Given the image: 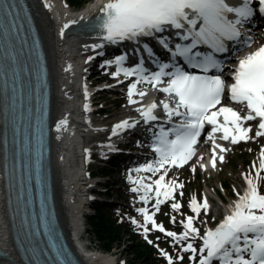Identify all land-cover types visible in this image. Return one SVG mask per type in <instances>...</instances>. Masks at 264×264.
I'll return each instance as SVG.
<instances>
[{
	"label": "snow or ice",
	"instance_id": "6c2138e0",
	"mask_svg": "<svg viewBox=\"0 0 264 264\" xmlns=\"http://www.w3.org/2000/svg\"><path fill=\"white\" fill-rule=\"evenodd\" d=\"M252 2L253 0H241L239 6H232L227 0H108L101 8L103 15L99 27L105 33L103 40L112 44L120 41L140 43L141 38H152L161 49L170 54V62L162 63L155 58L151 47L147 44L142 46L143 51L159 69L155 72H149L143 66V58L135 67L130 68L123 66L127 59L126 56H119L114 61L108 62V64L117 65V71L113 73L115 77H119L121 73L126 78L133 75L137 77L128 88L130 103L139 102L132 99L134 95L139 96L141 100L147 95L144 91H137V84L141 82L151 84L154 89L167 95L168 99L160 101L159 105L153 102L137 109L146 123L161 119L155 114V110L160 105H162L165 116L164 123L172 124L174 117L180 118L179 122L172 124L170 129L166 130L161 126L158 132H153L152 148L157 153L158 160L155 164L149 163L143 169H136V171L145 170L155 174L164 169L165 165L182 167L195 155V145L205 124L212 126L213 134L222 132V139L232 144L247 142L253 138L249 135L252 127L245 126L248 122H256L258 130L255 135L264 136V46L239 59L235 69L230 73L231 82H227L218 74L207 75L212 70L217 73L223 71V63L216 58V54L227 52L226 42L236 41L241 36L244 22L254 13L251 7ZM259 5L260 11L264 12V0H259ZM18 8L17 0L11 4L7 2L0 4V34H2L0 79H4L8 73H11L13 93L11 107L17 133L23 120V115L18 116L16 112L18 99L16 85L22 69L18 67V53L11 41L17 36L20 18ZM172 37L180 42L174 43ZM200 45L207 46L210 51L205 53L199 50ZM246 46L250 47L251 43ZM94 47H103V45ZM181 59L183 64L179 63ZM184 65L204 74L197 75L189 72L185 70ZM4 87L7 90V79H4ZM226 90L229 102L239 105V111L234 107L222 105ZM217 105L221 106L217 108ZM85 110H90L87 105ZM8 118L9 111L6 109L5 120L7 121ZM66 124V118L59 122L60 126ZM60 126L56 129L58 132ZM134 126L135 124H130L127 120L122 121L114 126L113 134H118V130ZM36 134L39 141L43 135V129L39 123ZM213 134H209L208 139L213 140L211 163L215 168V149L219 148L221 152L227 149L215 144ZM170 136L174 139H169ZM39 150L38 142L36 145L37 181H39ZM20 152L26 157H31L32 152L27 138ZM18 155L13 157L11 165L13 170L16 168L15 159ZM219 160L223 162L224 157L220 156ZM25 167H30V164H26ZM253 168H256L255 164ZM5 169L6 171L9 169L7 157ZM262 171H264V150L261 152V162L255 175L251 173L245 175L246 190L243 194L236 193L237 201L230 209V214L225 216L215 229H208L203 235L200 234L199 229L194 227L193 216H188L186 222L181 221L185 231L180 235L166 231L162 225L157 224L153 218L154 214H149L146 208L138 209L144 217V224L140 225L136 220L132 222L142 227L145 234L149 232L147 225L151 224L167 237L173 238L176 243L187 241L190 237L199 238L202 240L201 248L193 247L192 243L183 247L184 252L192 253L190 260L193 262L199 255L198 264H264V193L259 190V182L264 180V176L261 175ZM166 175L167 169L159 180L154 182L156 185L154 207L157 212L165 200H174V191L177 187H183L175 180L165 185ZM133 183H140L141 188L147 189L141 197L144 203H147L151 186L138 181H133ZM161 189L164 191L161 192ZM132 191L136 192L137 188H133ZM171 207L178 211L181 204L174 202ZM190 207L191 211L199 216L201 207L207 209L209 204L206 198L202 205L193 198ZM39 219L43 223L45 234H49L51 229L47 221L43 198L40 200ZM175 220L176 218L172 217L173 223ZM148 243L152 241L149 240ZM50 246L55 252V261L58 264H66L60 259L62 253L57 246L51 241ZM161 254L166 257L168 264H173L171 255L163 249H161ZM177 259L182 260L183 257L178 256ZM37 264L40 262L38 261Z\"/></svg>",
	"mask_w": 264,
	"mask_h": 264
},
{
	"label": "bare ground",
	"instance_id": "6f19581e",
	"mask_svg": "<svg viewBox=\"0 0 264 264\" xmlns=\"http://www.w3.org/2000/svg\"><path fill=\"white\" fill-rule=\"evenodd\" d=\"M31 2L46 39L51 56L55 83L54 166L62 225L68 233L78 256L85 264H119L118 258L114 254L87 249L80 239L87 212V204L90 201L88 190L92 186L91 183H87L84 179L83 173V164L86 160L85 156L92 151L91 149L87 150V146L89 147V145L86 144L85 139L90 135L101 136L105 132L96 125H86L87 122L82 117L78 106L80 98L87 94V91L82 89V85L86 81L83 79L86 72L82 73L79 69L81 64L79 60L81 44L75 36L64 37L61 34L60 28L61 25L73 21V17L72 15H66L62 11L65 7L62 0H31ZM137 98L140 97L138 96ZM65 118L67 119V124L60 126L59 122ZM58 126H60L59 132L56 130ZM95 148L109 150L111 143L105 142ZM215 154H219L218 149H215ZM157 160L158 155L156 159H150L149 162L142 166H136L134 171L128 175L129 181L135 179V181L142 182L146 186H151V190L148 192V202L152 200L151 198L156 200V189L151 183V178L156 174H158L157 178H160L164 173H158V171L153 174L150 171H136V169H143L149 163L155 164ZM202 167L204 169L213 168L210 161L205 165L202 164ZM168 178V176L165 177V185L170 184L172 181V179ZM135 188H137L135 192L137 201L141 202L142 207H144L146 203H144L141 197L147 189L141 188L140 183ZM2 194L0 175V246L7 248L6 251L9 253L7 258L0 259V264H25L18 254L14 252V247L10 241L11 228L6 221V208L4 207ZM160 198L163 200V196ZM205 198L207 199L209 207L207 209L201 207V210H206L209 214L221 212V203L220 205L213 203L207 195H205ZM149 205L150 203L146 209L149 208ZM150 209L155 210V207ZM149 214L153 213L149 212ZM153 218L156 220V214H154Z\"/></svg>",
	"mask_w": 264,
	"mask_h": 264
},
{
	"label": "rangeland",
	"instance_id": "374dc122",
	"mask_svg": "<svg viewBox=\"0 0 264 264\" xmlns=\"http://www.w3.org/2000/svg\"><path fill=\"white\" fill-rule=\"evenodd\" d=\"M83 1L85 0H74V2L77 3H81ZM91 80L98 83L100 78L99 76H93ZM100 86H104V84L101 83ZM99 95H104L106 96L105 98L109 99L106 104H103V107L111 108V110L116 108L117 111L121 109V112H123L125 102L123 105H118L120 101L114 102V97L111 96L109 91H103ZM102 99H104V97L100 98L99 100ZM104 118H106V116H104ZM256 156L257 154L249 151V149L248 151H235L234 154L230 156L227 165L222 170V173L219 176L211 175L210 179L205 174L200 175L199 172L193 171L194 167H189L185 170L179 171L176 174H173V179L176 180V183L178 185H183L180 194L177 197L175 196L174 201L172 200L173 203L177 202V200L180 201L181 209L178 211L173 210L171 204L167 207H164L161 209L157 217L158 223H164L166 228L172 231H177V234L180 235L185 231L181 221L186 222L188 216H193L194 227L199 229L200 234L203 235L208 226H215L218 222H220V219H223V215L221 212H213L208 214L207 211H203L201 212L202 214L196 216L195 213L191 212L190 205L192 199H196V197H198L199 202L203 204L207 192V186L210 193L213 191V189L217 190L218 192L220 191V196H222V198L226 201L227 206H230L232 204L230 197L232 196L233 199H237L236 193L239 192L240 189L244 190L246 188L245 175L249 173H251L253 176L255 175V171L257 170V166L259 164ZM254 164L256 168H253ZM92 169L94 172L101 171V168H96V164L92 166ZM108 179L109 182L111 180L109 183L110 187L107 188L105 186H99V189L101 187L100 190H102V193H98L100 196H98L97 193H94V197L117 202V204L114 206L104 205L103 208L100 209V212L114 226H120L118 229L119 236L116 238V240H113L112 242L110 241L109 244L107 243L108 241L101 240L98 237V234H95V229L91 225L92 221L89 220L87 215L82 231L83 238L85 234V239L88 242L87 245H89L91 249H98L104 253L114 254L117 256L119 264H151V262H153V264H168L166 257L161 254V249L165 250L173 257V264H198L199 255H197L196 261L193 262L190 260L192 253L184 252L183 247H186L188 243H192L193 247L199 249L202 247L201 240H193L189 238L187 241L176 243V241H172L168 237H163L157 232L154 235L150 234L147 237L143 228H140V232L143 234L137 236V238L135 236H131L132 232L131 235H129L126 230H131L134 228L135 230H138L139 228L136 229L137 225L144 224L141 215H136L138 222L137 225H135L133 222H130L131 217L129 215V211H127L129 202L126 198L128 194L126 188L132 186V183L125 181L126 178L117 179L115 174H111V176L108 178L105 177L103 181L108 182ZM221 182L224 184L225 190L219 189ZM259 186L261 192L264 193V180L259 182ZM228 199L231 201L229 202ZM213 203L220 205V201L218 199ZM99 204L100 203L97 201V203L89 207L88 211L90 215L94 214L93 207L96 205L99 206ZM114 210L124 212L125 216H119V212L114 213ZM172 217L176 218L175 223L172 222ZM148 228L149 231H151L153 226H149ZM157 239H159V242H156ZM142 240H146L147 242L151 240L152 243H149V246H147L143 244ZM137 247H142V250L143 248L145 249L146 252L143 254L144 256H135V254L138 252ZM178 256L183 257V259H177ZM145 259L147 260L145 261Z\"/></svg>",
	"mask_w": 264,
	"mask_h": 264
},
{
	"label": "trees",
	"instance_id": "16d2710c",
	"mask_svg": "<svg viewBox=\"0 0 264 264\" xmlns=\"http://www.w3.org/2000/svg\"><path fill=\"white\" fill-rule=\"evenodd\" d=\"M94 210H95V215L89 217V220L92 221L91 225L95 229V234L96 235L98 234V237L101 240L108 241L107 242L108 244L110 243V241L112 242L113 240H116V238H118V236H119L118 229L120 227H116L112 223H110L105 218V216L101 214L98 207L95 206ZM137 250H138V252L135 254L136 257H137V255L141 256V255L145 254V252H146L144 248L142 250V247H137ZM146 260L147 259H145V261ZM132 264H135V263H132ZM151 264H153V262H151Z\"/></svg>",
	"mask_w": 264,
	"mask_h": 264
}]
</instances>
